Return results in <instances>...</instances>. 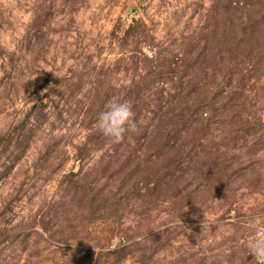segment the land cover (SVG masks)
Segmentation results:
<instances>
[{
	"label": "rangeland",
	"instance_id": "374dc122",
	"mask_svg": "<svg viewBox=\"0 0 264 264\" xmlns=\"http://www.w3.org/2000/svg\"><path fill=\"white\" fill-rule=\"evenodd\" d=\"M254 217L264 0H0V264H251Z\"/></svg>",
	"mask_w": 264,
	"mask_h": 264
},
{
	"label": "clouds",
	"instance_id": "9594fccd",
	"mask_svg": "<svg viewBox=\"0 0 264 264\" xmlns=\"http://www.w3.org/2000/svg\"><path fill=\"white\" fill-rule=\"evenodd\" d=\"M95 126L111 142H122L129 133L138 131L133 105L129 101H110ZM251 222L255 231L246 241V249L253 257L251 264H264V218L254 217Z\"/></svg>",
	"mask_w": 264,
	"mask_h": 264
}]
</instances>
